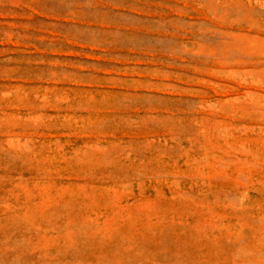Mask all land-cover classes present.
I'll list each match as a JSON object with an SVG mask.
<instances>
[{"label":"rangeland","instance_id":"374dc122","mask_svg":"<svg viewBox=\"0 0 264 264\" xmlns=\"http://www.w3.org/2000/svg\"><path fill=\"white\" fill-rule=\"evenodd\" d=\"M0 264H264V0H0Z\"/></svg>","mask_w":264,"mask_h":264}]
</instances>
